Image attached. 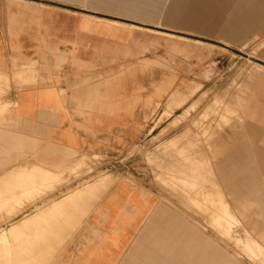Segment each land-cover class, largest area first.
<instances>
[{"label":"crops","instance_id":"0c3cea01","mask_svg":"<svg viewBox=\"0 0 264 264\" xmlns=\"http://www.w3.org/2000/svg\"><path fill=\"white\" fill-rule=\"evenodd\" d=\"M233 71L252 74L233 100L238 124L212 128L202 154L206 196L238 220L249 257L251 240L264 253V0L2 1L0 157L62 171L82 154L118 152L167 94L200 72ZM97 187L50 193L32 214L48 223L33 245L52 247V264H200L197 232L145 179L124 174ZM210 234L206 264L228 263ZM249 257L242 264H254Z\"/></svg>","mask_w":264,"mask_h":264},{"label":"rangeland","instance_id":"374dc122","mask_svg":"<svg viewBox=\"0 0 264 264\" xmlns=\"http://www.w3.org/2000/svg\"><path fill=\"white\" fill-rule=\"evenodd\" d=\"M87 9L92 8L88 6ZM31 71L32 67L28 69ZM251 74L249 71L200 72L197 83L176 88L174 91H179V96L170 99V92L164 105L157 104L145 115L144 123L136 130L135 142L128 148L118 152L104 150L82 154L62 171L61 166L52 171L44 166H29L31 162L25 168L9 166L13 158L2 154L0 264H52L54 249L33 245L46 240L48 223L42 215L33 217L32 214L47 205V195L56 191L85 189L91 182L98 187L90 190L109 189L124 174L145 179L158 190L163 204L177 210V218L197 232L199 237L192 242L198 240V252L204 251L205 246L201 242L210 230L209 241L225 252L230 260L226 264H242L241 257L249 255L244 246L245 238L240 236V224L224 214L223 200L215 199L213 202L207 198L205 166L201 158L209 138L214 137L212 128L238 124L237 103L233 100L246 92L244 83ZM228 78H232L230 84L223 85ZM14 81L25 85L21 77L14 78ZM3 87L9 89L8 84ZM0 89V95L5 94ZM192 128L195 132L197 129V133L192 134ZM69 156L75 155L66 157ZM169 172L176 177H185L187 182L176 181ZM217 206L221 207L220 213L213 214V207ZM53 221L52 218L51 224ZM246 239H249L248 235ZM192 242L188 243L190 247ZM188 253L191 255V250ZM249 258L254 264H263L259 256L251 255Z\"/></svg>","mask_w":264,"mask_h":264},{"label":"bare ground","instance_id":"6f19581e","mask_svg":"<svg viewBox=\"0 0 264 264\" xmlns=\"http://www.w3.org/2000/svg\"><path fill=\"white\" fill-rule=\"evenodd\" d=\"M92 17V16H91ZM6 77H7V75H6ZM179 102V101H178ZM221 116V115H220ZM206 158V157H205ZM208 162V161H207ZM49 176V175H48ZM52 178V177H51ZM68 185V184H67ZM57 197V196H56ZM9 205V204H8ZM45 207V206H44ZM224 214L226 215H228L230 218H235V217H233V216H231L230 214H228L227 212H224ZM221 217H220V219H219V221H221ZM235 220L238 222V220L235 218ZM10 222V221H9ZM165 240H167V238L165 239ZM171 240H172V242H175V240H174V238H171ZM249 239H247V241H248ZM176 243V242H175ZM249 243H251V247H250V250H251V253L253 254V255H256L257 257L259 256V258H260V261H263V264H264V253L262 252V249H261V247H259V246H257L256 244H255V242L253 241V240H251V242H249ZM204 251H201V252H199V262H200V264L202 263V264H206V261H207V249L204 247V249H203ZM202 255V256H201ZM201 256V257H200Z\"/></svg>","mask_w":264,"mask_h":264}]
</instances>
